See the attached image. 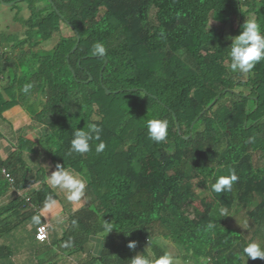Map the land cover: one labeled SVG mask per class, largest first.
Listing matches in <instances>:
<instances>
[{
    "label": "trees",
    "instance_id": "obj_1",
    "mask_svg": "<svg viewBox=\"0 0 264 264\" xmlns=\"http://www.w3.org/2000/svg\"><path fill=\"white\" fill-rule=\"evenodd\" d=\"M27 1L30 16L16 17L24 35L0 36L7 83L0 115L23 107L47 129L39 144L54 169L87 179L88 206L70 215L41 264L74 254L86 255L82 264H130L144 251L244 264L245 244L264 248V61L248 73L230 71L228 39L247 19L264 31V0ZM54 38L51 49L37 48ZM95 43L106 55L93 54ZM154 118L169 123L165 142L148 137ZM90 124L101 128L100 141H90L88 153L70 152L75 131ZM101 141L106 148L96 153ZM9 164L0 162V197L30 186ZM233 172L231 191H211ZM39 182L0 208V241L59 199L44 177ZM11 252L0 244V264H13Z\"/></svg>",
    "mask_w": 264,
    "mask_h": 264
},
{
    "label": "clouds",
    "instance_id": "obj_2",
    "mask_svg": "<svg viewBox=\"0 0 264 264\" xmlns=\"http://www.w3.org/2000/svg\"><path fill=\"white\" fill-rule=\"evenodd\" d=\"M231 40L230 45V71L232 72H250L258 62L264 61V31L254 19H247L241 26L239 35L228 37ZM94 55L103 57L107 53V49L101 43H95L92 47ZM32 85L26 84L22 91L28 93ZM147 134L149 139L156 143L165 142L168 137L169 123L167 120L158 118L150 119L146 123ZM101 128L95 124H90L88 130L77 129L71 140L70 152L85 154L91 150L90 141L93 139L100 141ZM106 144L101 141L96 145V153H101L105 150ZM237 180L236 174L233 172L227 176H219L215 183L211 185V191L222 193L231 191L233 183ZM49 183L53 188L60 189L66 193V200L71 203H78L85 197L86 180L72 168H65L62 165H57L56 170L49 176ZM55 204V201H50L45 205V210H50ZM227 209L221 207L219 214L226 215ZM33 223L39 225L38 239L43 240L45 228L40 223V216L33 217ZM213 227L212 224L208 225ZM105 230L110 232L112 228L110 224H105ZM129 248H135V243L130 242ZM149 246V245H148ZM241 258L244 259V264H247L249 259L256 260L257 258L264 260V248L255 241L248 242L242 248ZM130 264H175V258L170 252H164L162 255L155 256L154 254L145 251L138 253L132 259Z\"/></svg>",
    "mask_w": 264,
    "mask_h": 264
},
{
    "label": "crops",
    "instance_id": "obj_3",
    "mask_svg": "<svg viewBox=\"0 0 264 264\" xmlns=\"http://www.w3.org/2000/svg\"><path fill=\"white\" fill-rule=\"evenodd\" d=\"M1 35L2 33L0 32ZM2 62L0 58V93L7 84ZM46 134L47 129L35 123L28 112L20 105L13 106L0 115V162H9V166L11 165L12 169L17 173V179L22 181L25 178L30 185L22 190L10 189V191L0 197V208L19 196L32 195L39 187L40 177H44L46 184L52 188L59 198L50 210H45V208L35 210L42 214L41 225L47 224L49 226L48 242L40 243L36 240V231L39 225L34 226L30 245L24 243V245H21V251L14 252L13 261H11L13 264H41L46 260L45 252L60 240L53 234L55 227H64L65 232L69 226V217L74 214L63 210L60 201L61 195L58 193L57 188H53L49 183V176L54 167L49 156L39 144ZM41 171H43V176L40 175ZM19 246L20 244L17 245V248ZM7 247L9 246L7 245ZM85 257L86 255L84 254H74L70 257H61L54 263L49 264H82V262L86 261ZM177 260L175 259V262Z\"/></svg>",
    "mask_w": 264,
    "mask_h": 264
},
{
    "label": "rangeland",
    "instance_id": "obj_4",
    "mask_svg": "<svg viewBox=\"0 0 264 264\" xmlns=\"http://www.w3.org/2000/svg\"><path fill=\"white\" fill-rule=\"evenodd\" d=\"M36 4L40 7L45 6V3L42 0L38 1ZM29 6V1H19L10 7H7L0 2V32L2 34L18 35V38L20 39L19 36L24 35V33L21 24L16 21V17L18 12H20V18L23 17L27 19L30 16ZM56 42L57 39L54 38L53 40L51 39L49 41L42 42L37 48L42 50H49L56 44ZM23 50H25V52L29 51L27 47H24ZM53 171L55 170L53 169ZM82 177L87 181L86 177ZM57 191L61 195L60 201L62 208L68 213H75L88 206L86 197H83L78 203H71L66 200V193L64 191H61L60 189H57ZM37 215H39L41 219L42 214L39 211L32 212V214L29 215L28 219L23 224L19 225L18 228L14 229L10 234L4 235L0 241V244H4L5 246L8 245L11 248V253H13V255L15 254L14 252L22 250L21 245H24V243L30 245L33 227L36 226V224L33 223V217ZM53 234L55 235V237L61 239L64 234V227H55ZM18 244H20V246L17 248ZM195 257L196 256L194 255L188 256L185 259H180V261L177 260L175 264H195L193 263ZM11 261H13V259H11Z\"/></svg>",
    "mask_w": 264,
    "mask_h": 264
},
{
    "label": "built area",
    "instance_id": "obj_5",
    "mask_svg": "<svg viewBox=\"0 0 264 264\" xmlns=\"http://www.w3.org/2000/svg\"><path fill=\"white\" fill-rule=\"evenodd\" d=\"M2 53H3V49L0 48V58L2 57ZM3 173L5 174V176L7 177V179L10 181V183H13V179L6 173L5 170H3ZM42 225L45 228V231L43 233V235H44L45 238L43 240H40V239L37 238L38 237V228H37V231H36V240L38 242H40V243H46L49 240V226L47 224H42Z\"/></svg>",
    "mask_w": 264,
    "mask_h": 264
},
{
    "label": "water",
    "instance_id": "obj_6",
    "mask_svg": "<svg viewBox=\"0 0 264 264\" xmlns=\"http://www.w3.org/2000/svg\"><path fill=\"white\" fill-rule=\"evenodd\" d=\"M0 1H1V3H2L3 5L10 7V6H13L15 3L19 2V1H27V0H16V1H14V2H10V3H5V2H3V0H0ZM77 38H78V42H79V41H80V35H79L78 33H77ZM76 48H77V47L75 46V48H74L73 51H75ZM107 93H109V91H107Z\"/></svg>",
    "mask_w": 264,
    "mask_h": 264
}]
</instances>
